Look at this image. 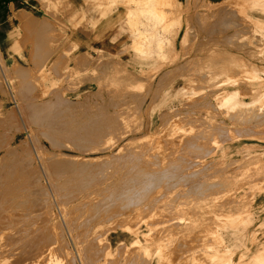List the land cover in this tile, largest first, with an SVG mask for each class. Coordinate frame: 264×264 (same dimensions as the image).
Instances as JSON below:
<instances>
[{
    "label": "rangeland",
    "instance_id": "374dc122",
    "mask_svg": "<svg viewBox=\"0 0 264 264\" xmlns=\"http://www.w3.org/2000/svg\"><path fill=\"white\" fill-rule=\"evenodd\" d=\"M41 1L0 35V264H264V0H90L92 54Z\"/></svg>",
    "mask_w": 264,
    "mask_h": 264
},
{
    "label": "crops",
    "instance_id": "0c3cea01",
    "mask_svg": "<svg viewBox=\"0 0 264 264\" xmlns=\"http://www.w3.org/2000/svg\"><path fill=\"white\" fill-rule=\"evenodd\" d=\"M43 5L41 0H0V35L2 39L8 36L10 30L8 29L10 20L8 12L11 9L16 8L20 17L24 16L25 18L30 15L42 17L44 15ZM52 5L58 7L59 13L54 16L51 13L49 15L53 16L55 20H62L67 29L73 30L74 33L70 32V37L77 39L75 42L80 47V53H94L93 50L95 48L103 47V44L107 45L110 37L123 38L120 33L117 36L118 27L121 26L120 15L125 13V8L121 6L112 8L109 16L112 23L105 28L104 25H99L101 22L98 20L96 1L53 0ZM100 27L105 29L100 30Z\"/></svg>",
    "mask_w": 264,
    "mask_h": 264
},
{
    "label": "bare ground",
    "instance_id": "6f19581e",
    "mask_svg": "<svg viewBox=\"0 0 264 264\" xmlns=\"http://www.w3.org/2000/svg\"><path fill=\"white\" fill-rule=\"evenodd\" d=\"M136 47H137V46H136ZM111 189H112V188H111ZM129 197H130V196H129ZM8 199H9V198H8ZM157 211H158V210H157ZM1 224H2V223H1ZM172 226H173V225H172ZM159 227H160V226H159ZM45 248H46V247H45ZM175 248H176V247H175ZM7 250H8V249H7ZM48 250H49V249H48ZM51 250H52V249H51ZM21 251H22V250H21ZM24 251H25V250H24ZM47 252H48V251H47ZM54 252H55V251H54ZM54 252H53V253H54ZM18 253H19V255H18V254L14 255V256H15V259H16V260H14V261H16V262H15L16 264H19V262L22 263V260H24V258H21V256L27 258V255L29 254L28 252L26 253V251H25L24 254L26 253L27 255L23 256V253H22V252H21V254H20V250H19ZM6 254H7V253H6ZM49 254H50V253H49ZM8 255H9V254H8ZM20 255H21V256H20ZM29 255H30V254H29ZM41 255H43V254H41ZM51 255H52V254H51ZM16 256H17V257L20 256V257L16 258ZM44 256H45V255H44ZM48 256H49V255H48ZM2 257H3V256H2ZM8 257H9V256H8ZM34 257H35V256H34ZM41 257H42V256H41ZM46 257H47V255H46ZM44 258H45V257H43V259H44ZM47 258H48V257H47ZM51 258H52V257H51ZM13 259H14V258H13ZM13 259H12V260H13ZM17 259H18V261H17ZM48 259H49V258H48ZM19 260H21V261H19ZM41 260H42V259H41ZM44 260H45V259H44ZM54 260H55V259H54ZM28 261H29V260H28ZM28 261H27V262H28ZM38 261H39V260H38ZM38 261H37V262H38ZM42 261H43V260H42ZM50 261H51V260H50ZM50 261H49V262H50ZM52 261H53V260H52ZM55 261H56V260H55ZM23 262H24V261H23ZM33 262H34V261H33ZM37 262H35V264H36ZM15 263H14V264H15ZM24 264H27V263L24 262ZM28 264H33V263L28 262ZM37 264H38V263H37ZM48 264H49V263H48Z\"/></svg>",
    "mask_w": 264,
    "mask_h": 264
}]
</instances>
